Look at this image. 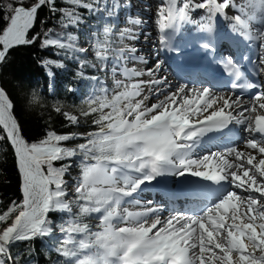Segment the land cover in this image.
<instances>
[{
  "label": "snow or ice",
  "instance_id": "1",
  "mask_svg": "<svg viewBox=\"0 0 264 264\" xmlns=\"http://www.w3.org/2000/svg\"><path fill=\"white\" fill-rule=\"evenodd\" d=\"M66 2L75 7L57 8L56 0H36L31 7L22 6L23 0H17L16 7L8 4V24L0 32V63L10 49L39 38H29V31L43 6L61 12L65 28L81 22L76 8L113 17L130 7L120 0ZM232 9L238 14L229 15ZM196 10L205 12L201 19L206 23L199 30L207 38L200 47L208 56L215 57L217 51L218 16L230 20L231 31L257 50L255 58L245 53L240 60H215L232 78L229 93L174 85L159 74L164 61L147 67L145 56L125 45L114 57L122 78L115 79L113 66V87H102L80 113L93 117L95 130L81 137L50 131L39 143H28L12 113V101L0 88V140L6 136L14 148L23 193L21 202L13 201L0 213V264H20L12 251L18 242L49 237L57 230L63 238L55 251L65 258L63 264H264V88L242 70L246 61L253 76L264 78V0H167L156 10L160 45L179 52L172 43L175 33L181 23H198L191 16ZM128 22L144 23L130 16ZM110 33L106 26L105 39L94 45L100 61L109 60ZM76 39L69 34L66 43L45 33L41 47L85 52L76 47ZM125 39L139 36L125 28L120 40ZM128 61L145 67H128ZM245 93L250 97L245 99ZM32 96L33 102L40 101L36 92ZM64 116L73 125L81 122L76 115ZM230 125L243 126L248 134L242 148L232 142L235 132ZM74 139L84 142L75 147L62 144ZM212 144L221 146L212 151ZM73 158L76 176L71 175ZM57 161L68 162L57 167ZM167 176L194 178L188 190L198 202L162 216V206L137 198L142 186ZM50 212L67 213L69 218L54 228Z\"/></svg>",
  "mask_w": 264,
  "mask_h": 264
},
{
  "label": "trees",
  "instance_id": "2",
  "mask_svg": "<svg viewBox=\"0 0 264 264\" xmlns=\"http://www.w3.org/2000/svg\"><path fill=\"white\" fill-rule=\"evenodd\" d=\"M35 2L36 0H23L22 6L31 7ZM8 4H12L13 7L19 6L17 0H0V32L8 24V21L4 19L6 14L4 8ZM55 6L64 9L75 7L68 4L66 0H56ZM75 10L80 14L81 22L76 26L65 28L60 22L61 12L53 13L47 6L41 7L38 10L34 27L29 33V38L34 36L39 38L33 44L11 49L6 60L0 64V88L5 90L12 101V113L20 125L22 136L28 143H39L47 137L50 131L65 135L75 134L81 137L95 130L91 117L86 121L80 119L81 122L78 125H73L65 118L63 112L55 110V104L78 102L76 95L70 92L69 86H74L88 95L92 86L91 80L97 74L96 66L93 67L91 62L79 56V52L72 50V56L69 55L68 49L70 48L65 51V56H60L58 52L62 49L59 47H41L45 33L66 43L69 42L67 35L71 34L77 38L79 44L81 39L79 33H82L83 25L86 21L93 19L87 9L76 8ZM57 60L64 62L59 68L53 66ZM45 61L52 63L45 65ZM43 65L52 67L55 74L56 93L54 95H49L47 92L48 78ZM33 92L40 96L39 102H33ZM83 142V139H74L62 142V144L66 147H75ZM75 161L76 159H73L71 162V174L77 175L79 169L76 168ZM67 162L54 163L59 167ZM21 185L22 177L18 170L14 148L7 138H4L0 140V213L7 211L13 201L19 203L23 200ZM67 217L68 214L62 212L48 214L54 228L64 223ZM62 238L63 234L57 230L49 237H37L32 241L18 242L12 249L13 255L19 256L20 264H63L65 258L55 251Z\"/></svg>",
  "mask_w": 264,
  "mask_h": 264
},
{
  "label": "rangeland",
  "instance_id": "3",
  "mask_svg": "<svg viewBox=\"0 0 264 264\" xmlns=\"http://www.w3.org/2000/svg\"><path fill=\"white\" fill-rule=\"evenodd\" d=\"M147 1H148V4H151V6H148L147 5ZM147 1H145V0H132V4H134L135 3V9H137L136 11L138 12V11H141V10H144V12L145 13H147L149 10H151L152 8H154L153 10H155V8L158 6V4L155 2V1H152V0H147ZM144 2V3H143ZM238 2H239V0H238ZM139 8V9H138ZM141 8V9H140ZM151 13H152V10H151ZM135 17H139L140 18V16L137 14ZM144 18H145V16H143ZM155 16H153V15H151V16H149V15H147V18H146V20L148 19V18H150V19H153ZM141 19V18H140ZM145 20V22L143 23V24H146V25H148V28L150 27L149 26V24H148V22ZM105 27L106 26H104V25H100V26H97V28H94V30L92 31V33H94V35H96V37H98L99 38V40L101 41V42H103V40L105 39V35L103 34H101L100 33V30L101 29H103V31H104V29H105ZM108 27H110L111 28V26L110 25H108ZM113 27H115V26H112V28H111V33L109 34V36L107 37V39L108 40H110L112 43H111V45H116L117 46V48H119L120 46H125V45H127V41H126V39L125 40H123V41H121L120 40V36L119 35H117L113 30H115L116 28H114L113 29ZM155 27H156V23L154 24V26L152 27V28H154V30L156 31V29H155ZM84 28H86V27H82V29H84ZM134 28V27H133ZM140 29H139V26H136V31H137V33L139 32H142V31H139ZM151 31V30H150ZM153 31V30H152ZM79 34H81V39L79 40V44H78V40L76 39V41L74 42L75 43V45H78L77 46V48H84V49H86V51L85 52H79V56H81V57H84L85 58V60H87V61H89V62H91L93 65H95L96 67V69H95V71H96V73H97V75H95L94 77H93V85L95 84V85H97L98 84V82L99 81H101V85H103V86H101L100 84H99V86L96 88L95 87V85H94V88H95V90L97 91V93H92L91 95H84V93L82 92V91H80L79 89H77V88H75L74 86H69L70 87V92H72V93H74L75 95H76V97L78 98V102L77 103H75V104H63V103H56L55 104V110H56V108L57 107H59L60 108V111L61 112H63V113H69V114H71V115H76V116H78V117H80V119L82 120V121H86L87 120V118H90V117H87V118H85V117H83V116H81L80 115V113H81V111L82 110H87V107H88V105L85 103L87 100H89V98H91L92 96H94V95H100L99 93H100V89L102 88V87H107V88H109V89H111L112 87H113V80L111 79V75H112V73H111V69H112V66H110V65H108V64H103L100 60H98L97 58H96V56H95V51H94V47L92 46V44H90L89 46L87 45L88 43H91V39L89 38V39H87L86 37H85V35H84V33L82 32V33H79ZM69 35V34H68ZM68 35H67V37H68ZM117 35V36H116ZM139 36V35H138ZM158 36V35H157ZM145 36L144 35H140L139 36V39L140 40H146V38H144ZM151 38V37H150ZM139 39H137V40H134L135 42H133V43H135L136 44V47L138 46L137 44H139ZM95 45V44H94ZM91 47V48H90ZM116 47L114 48V50L115 49H117ZM67 49L68 48H66V49H62V51H59L58 52V54L60 55V56H65L66 54H65V51H67ZM69 50V52L70 53H68L69 55H71L72 56V49H68ZM71 56H69V57H71ZM69 59H71V58H69ZM155 61H156V59H154ZM62 63H64L63 62V60H57V61H55V63L53 64V66L54 67H56V68H59L61 65H62ZM142 64H139V65H137V68L138 69H140V68H144L145 66H141ZM152 66H154V65H152V64H150V65H147V67H152ZM50 69H52V67H50V66H48ZM44 71H45V75L47 76V78H48V86H47V92H48V94L49 95H54L55 93H54V89H53V86H52V81H53V79L55 78V74L54 75H51V76H49L48 75V73L49 72H51L50 70H48V69H44ZM117 71H119V69H117ZM95 73V74H96ZM160 75H162L163 76V73L161 72L160 73ZM100 77L102 78V80H100ZM115 79H121V76H116V78ZM54 88H55V81H54ZM55 90H56V88H55ZM59 111V112H60ZM91 118H93V117H91ZM0 135H4V133H3V131H2V129H0ZM5 138H6V136H5ZM10 142V141H9ZM237 146H239V147H242V143H239V144H237ZM72 147V146H71ZM74 147V146H73ZM73 159H77V158H73ZM72 176H76L75 174H71ZM69 182H72L71 181V179L69 178ZM71 184V183H70ZM160 206V205H159ZM163 206H165V205H163ZM162 208H164V207H162ZM90 223H92V224H95L96 223V221L95 220H91L90 221Z\"/></svg>",
  "mask_w": 264,
  "mask_h": 264
},
{
  "label": "bare ground",
  "instance_id": "4",
  "mask_svg": "<svg viewBox=\"0 0 264 264\" xmlns=\"http://www.w3.org/2000/svg\"><path fill=\"white\" fill-rule=\"evenodd\" d=\"M145 1H147V0H145ZM152 1H158L159 6L166 5V3H167V0H152ZM162 1H165V3L162 2ZM242 2H243V0H239V3H242ZM147 5L148 6H151V4H147ZM134 7H135V5H133V8ZM153 9L154 8L151 9L152 10V13H151V10H149L147 13H145L144 10L138 11L139 13L138 12H135V13L141 15L142 17L143 16H146V18H147V15H149V16L153 15V16H155L153 19H151L152 20L151 22H148L149 26H151V25H153V24L156 23V19H157V16H156V10H157V8H155V10H153ZM232 14H238V13H236V10L235 9H232L231 12L229 13V15H232ZM191 16H192V19L194 21H197L198 23H181V26L182 27H184L186 29L190 28L191 26L194 27V28H197V27L200 26L201 23H206V21H204V20L201 19L202 17L205 16L204 10H196L193 13H191ZM230 23H231L230 20H224L223 18H221V17L218 16L216 18V21H215V26H216V30L215 31H217L220 34H222V33L226 34L228 31L231 30L230 29V26H229ZM253 23L256 24V22H253ZM256 26H259V25L256 24ZM155 29H156V31L153 28V31H149L148 32V36H147L146 40H140L139 41V44H137L138 45L137 46L138 47L137 48L138 55H145V56H147L145 58L146 59L148 58L147 59L148 60V65H150V64L155 65V63L157 61H155L153 58L156 56L157 52L160 51V48H161V45L159 43V39H158V36H157L158 35L157 25H156ZM150 35H152V37ZM133 42H135V41L134 40H129L128 41L129 44H133ZM20 46H23V45H20ZM158 61H160V60L158 59ZM141 66H145V65L142 64ZM161 72L163 73V76H167L169 82L173 83L174 85L176 83H181V82H179L177 79H175L173 77V75L171 74V72L169 71V69L164 64L162 66V69H161L160 73ZM262 79L264 80V78H262ZM183 83H185V82H183ZM189 85L190 86L197 87V88L202 87V86H200L199 84H197L195 82H190ZM150 102H152V101H150ZM237 127L240 130L242 140L243 139L244 140L247 139L248 134L244 131L243 126L237 125ZM219 147H220V145L217 146V147H215L214 149H211V150L212 151L219 150ZM160 181H166L168 183V185L171 186V187H167L165 190H163V192H165L164 195H162L163 192H160L159 191L156 194L155 198H153L150 194H148L149 197L143 196L142 198H144V197L145 198H148V200H151L154 203H157L158 200L161 199L160 204H165V205L167 204L168 205V208H169V211L168 212H166V211L162 212L161 213L162 216H168L169 214H172L174 212H183V211L188 210V208L190 206H192V203H190L189 201L184 200V199L181 198L182 197L181 193H174L172 191L174 189H180L179 187L182 186L181 184L178 183L177 177H171V176L158 177L156 181H153V182L147 184L146 186H142V187L144 188V191L147 192L150 188H153V186H152L153 183L160 182ZM193 203L196 204L197 202H193ZM160 204H158V205H160ZM176 209L178 211H176Z\"/></svg>",
  "mask_w": 264,
  "mask_h": 264
},
{
  "label": "built area",
  "instance_id": "5",
  "mask_svg": "<svg viewBox=\"0 0 264 264\" xmlns=\"http://www.w3.org/2000/svg\"><path fill=\"white\" fill-rule=\"evenodd\" d=\"M30 32V31H29ZM1 64V63H0Z\"/></svg>",
  "mask_w": 264,
  "mask_h": 264
}]
</instances>
